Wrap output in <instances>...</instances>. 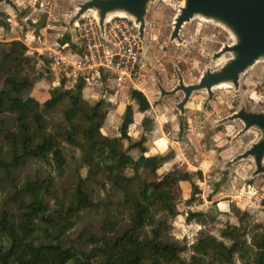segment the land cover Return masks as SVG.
<instances>
[{
    "label": "rangeland",
    "instance_id": "rangeland-1",
    "mask_svg": "<svg viewBox=\"0 0 264 264\" xmlns=\"http://www.w3.org/2000/svg\"><path fill=\"white\" fill-rule=\"evenodd\" d=\"M14 1L21 10V17L26 13L22 19L29 27L18 23L10 7L1 6L3 18L0 21L4 23L0 26V51L21 57L25 73L33 79L40 78L26 100L27 127L33 128L35 118L41 117L43 132L69 134L72 126L79 128L89 136L82 139L85 148L106 149L107 153L98 163L113 165L124 176L133 172V161L121 164L120 151L110 152L113 141L120 135L117 127L120 117L128 124V134L138 139L149 115L152 120H148L147 125L153 129L146 155H159L163 162L147 179L143 197L150 212L147 228L159 229L165 241L185 247L182 256L187 261L193 256L210 259L213 264H229L222 244L228 243L230 238L222 228L236 226L239 213H245L246 225L250 228L246 233L248 244L258 249L260 238L252 235L256 229L251 227L264 223V177L250 180L253 168L248 161L236 164L230 179L229 170H220L221 163L241 152L253 135L248 134L229 146L237 125L212 126L239 107L243 99L250 105L264 106V82L258 81L256 76L264 72V63H258L243 76L237 93L227 88L215 90L206 112L202 111L205 95L195 94L186 106L184 131L174 107L179 97L160 99L156 81L171 89L177 82L175 64L186 83L195 82L205 67L214 64L211 54L231 42L223 28L196 19L181 32L185 47L177 42L168 45L172 18L182 0H159L147 28V60L133 84L110 90L104 84H97L96 79H89L88 86L80 88V79L61 62L60 55L61 51H68L70 45L65 40L70 33L64 22L73 14V2L81 0ZM158 22L160 29H157ZM63 79L64 86L60 84ZM131 89H139L144 94L150 113L139 112L129 95ZM61 90L70 97L50 109V102ZM108 92L111 96L107 99L104 96ZM157 124L160 126L158 134ZM43 146V133H40L30 151ZM72 183L69 177L61 185L68 189ZM214 204L219 210L216 216L212 213Z\"/></svg>",
    "mask_w": 264,
    "mask_h": 264
},
{
    "label": "trees",
    "instance_id": "trees-1",
    "mask_svg": "<svg viewBox=\"0 0 264 264\" xmlns=\"http://www.w3.org/2000/svg\"><path fill=\"white\" fill-rule=\"evenodd\" d=\"M65 40L67 50H77L70 35ZM256 76L264 82V72ZM38 81L25 73L21 57L0 51V264H213L193 256L187 261L185 247L165 241L159 229L147 228V179L163 162L159 155H146L152 117L146 116L149 121L138 139L128 134L120 117V135L110 152L120 151L121 164L133 161V172L123 176L115 166L98 163L106 149L85 148L82 139L89 136L79 128L72 126L69 134L43 132L41 117L27 127L25 104ZM129 95L139 112L150 113L141 91L131 89ZM69 97L61 90L48 107ZM40 133L44 146L32 152ZM69 177L73 183L67 189L61 182ZM239 215L236 226L222 228L230 238L222 244L228 263L264 264V223L251 227L260 238L259 248L252 249L247 215Z\"/></svg>",
    "mask_w": 264,
    "mask_h": 264
},
{
    "label": "water",
    "instance_id": "water-1",
    "mask_svg": "<svg viewBox=\"0 0 264 264\" xmlns=\"http://www.w3.org/2000/svg\"><path fill=\"white\" fill-rule=\"evenodd\" d=\"M159 0H81L74 1L73 14L64 22L69 29L71 42L76 43V24L85 17L94 18L100 34L105 38L104 28L109 19L123 17L137 28L141 43V65L146 62L147 28L153 9ZM10 7L19 24L29 27L21 17V10L14 0H0V7ZM2 19L0 11V20ZM215 24L223 28L231 42L224 43L214 51L210 60L214 64L205 67L195 82L186 83L181 71L174 64L177 82L166 89L160 80L156 81L159 98L179 97L174 104L179 119L186 130V106L195 94L205 95L202 111L206 112L215 97V90L221 88L238 92L243 76L258 63H264V0H182L177 5L171 22L168 45L177 42L185 47L181 32L193 20ZM228 123L237 125L236 133L230 138L229 146L242 137L252 134L253 138L231 159L221 163L220 170H229L233 176L236 164L248 161L252 165L250 180L264 177V106L250 105L244 99L232 113L215 121L213 128Z\"/></svg>",
    "mask_w": 264,
    "mask_h": 264
},
{
    "label": "built area",
    "instance_id": "built-area-1",
    "mask_svg": "<svg viewBox=\"0 0 264 264\" xmlns=\"http://www.w3.org/2000/svg\"><path fill=\"white\" fill-rule=\"evenodd\" d=\"M75 30L77 50L61 51L60 57L80 83L88 86L86 81L96 79L97 84H104L110 90L133 84L142 67V51L137 28L130 20L109 19L104 28L105 38L91 17L82 18Z\"/></svg>",
    "mask_w": 264,
    "mask_h": 264
},
{
    "label": "bare ground",
    "instance_id": "bare-ground-1",
    "mask_svg": "<svg viewBox=\"0 0 264 264\" xmlns=\"http://www.w3.org/2000/svg\"><path fill=\"white\" fill-rule=\"evenodd\" d=\"M156 126L158 127V131H157V134H158V133H159L160 126H159V124H157ZM212 213H213V215H215V216L219 214L218 207H217V205H215V204L213 205Z\"/></svg>",
    "mask_w": 264,
    "mask_h": 264
},
{
    "label": "flooded vegetation",
    "instance_id": "flooded-vegetation-1",
    "mask_svg": "<svg viewBox=\"0 0 264 264\" xmlns=\"http://www.w3.org/2000/svg\"><path fill=\"white\" fill-rule=\"evenodd\" d=\"M23 12V11H22ZM1 15H2V13H1ZM2 18H3V15H2ZM160 22H158V27H157V29H160ZM147 54H148V52H147ZM146 58H147V55H146ZM147 60V59H146ZM143 67V66H142ZM141 67V68H142ZM141 70V69H140ZM239 102H241V101H239ZM240 105V104H239ZM238 106V105H237ZM232 113V112H231ZM235 170H236V168H235ZM227 172V171H226Z\"/></svg>",
    "mask_w": 264,
    "mask_h": 264
},
{
    "label": "crops",
    "instance_id": "crops-1",
    "mask_svg": "<svg viewBox=\"0 0 264 264\" xmlns=\"http://www.w3.org/2000/svg\"><path fill=\"white\" fill-rule=\"evenodd\" d=\"M65 99V98H64Z\"/></svg>",
    "mask_w": 264,
    "mask_h": 264
}]
</instances>
